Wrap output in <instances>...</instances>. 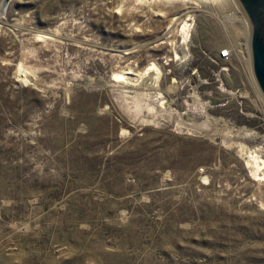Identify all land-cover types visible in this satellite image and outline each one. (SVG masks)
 I'll return each instance as SVG.
<instances>
[{
  "label": "rangeland",
  "instance_id": "rangeland-1",
  "mask_svg": "<svg viewBox=\"0 0 264 264\" xmlns=\"http://www.w3.org/2000/svg\"><path fill=\"white\" fill-rule=\"evenodd\" d=\"M249 30L235 0H9L0 264H264Z\"/></svg>",
  "mask_w": 264,
  "mask_h": 264
},
{
  "label": "water",
  "instance_id": "water-1",
  "mask_svg": "<svg viewBox=\"0 0 264 264\" xmlns=\"http://www.w3.org/2000/svg\"><path fill=\"white\" fill-rule=\"evenodd\" d=\"M249 23V56L255 82L264 97V0H235ZM9 0H2L0 14H5Z\"/></svg>",
  "mask_w": 264,
  "mask_h": 264
},
{
  "label": "bare ground",
  "instance_id": "bare-ground-1",
  "mask_svg": "<svg viewBox=\"0 0 264 264\" xmlns=\"http://www.w3.org/2000/svg\"><path fill=\"white\" fill-rule=\"evenodd\" d=\"M234 16H230V17H228V18H230V19H234L233 18ZM187 22V21H186ZM185 21H184V23L181 25V31L183 30L184 31V37L183 38H185L186 39V37L189 35V31H188V25H187V23H186ZM189 24V23H188ZM178 32V31H177ZM40 37H41V35H39ZM43 36V35H42ZM42 38V37H41ZM44 38H45V36H44ZM187 40V39H186ZM246 44H248V41H247V43H245V45ZM248 48V47H247ZM174 57H178L177 56V54H174ZM149 69H155L156 70V72L158 73V74H160L161 73V69L160 68H158L156 65H154V64H150L149 66H146L144 69H143V73H145V72H147V70H149ZM21 70V69H20ZM131 70V69H130ZM130 70L128 71V73H130ZM126 75V74H125ZM124 74H121V75H117V77H118V79H116V80H118V81H123L124 79V82L125 83H128V84H131L132 82H134L135 80V78L134 79H128V77L126 78V77H124L125 76ZM133 77V76H132ZM127 79V80H126ZM121 81V82H122ZM123 82V83H124ZM252 157V156H251ZM260 160V159H259ZM253 163H254V168L253 169H255V171H254V175H255V177H257V175L258 174H260V173H258L257 174V171H259V170H264V160L262 159V160H260V161H257L256 160V158H254V155H253ZM259 176V175H258ZM261 176L262 177H264V171L262 172V174H261Z\"/></svg>",
  "mask_w": 264,
  "mask_h": 264
},
{
  "label": "built area",
  "instance_id": "built-area-1",
  "mask_svg": "<svg viewBox=\"0 0 264 264\" xmlns=\"http://www.w3.org/2000/svg\"><path fill=\"white\" fill-rule=\"evenodd\" d=\"M231 56V49L228 47H224L218 51V57L221 59H227Z\"/></svg>",
  "mask_w": 264,
  "mask_h": 264
}]
</instances>
